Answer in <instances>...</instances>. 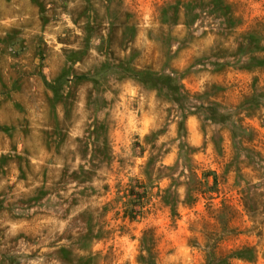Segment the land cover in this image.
Returning <instances> with one entry per match:
<instances>
[{
	"label": "rangeland",
	"instance_id": "1",
	"mask_svg": "<svg viewBox=\"0 0 264 264\" xmlns=\"http://www.w3.org/2000/svg\"><path fill=\"white\" fill-rule=\"evenodd\" d=\"M0 264H264V0H0Z\"/></svg>",
	"mask_w": 264,
	"mask_h": 264
},
{
	"label": "trees",
	"instance_id": "2",
	"mask_svg": "<svg viewBox=\"0 0 264 264\" xmlns=\"http://www.w3.org/2000/svg\"><path fill=\"white\" fill-rule=\"evenodd\" d=\"M166 83H168V87L171 89L173 87V85H171V84L174 83V79H172L171 77H167L166 78ZM124 215H125L126 218H129L131 220H135L137 218V213L133 212V207H132L131 201H128V205L126 206Z\"/></svg>",
	"mask_w": 264,
	"mask_h": 264
}]
</instances>
